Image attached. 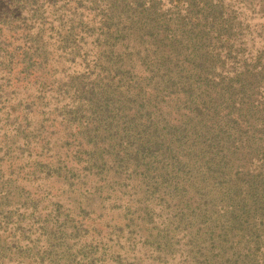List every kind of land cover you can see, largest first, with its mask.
Listing matches in <instances>:
<instances>
[{"label":"trees","instance_id":"1","mask_svg":"<svg viewBox=\"0 0 264 264\" xmlns=\"http://www.w3.org/2000/svg\"><path fill=\"white\" fill-rule=\"evenodd\" d=\"M0 264H264V0H0Z\"/></svg>","mask_w":264,"mask_h":264},{"label":"rangeland","instance_id":"2","mask_svg":"<svg viewBox=\"0 0 264 264\" xmlns=\"http://www.w3.org/2000/svg\"><path fill=\"white\" fill-rule=\"evenodd\" d=\"M56 58V57H55ZM78 67V66H77ZM33 117L35 116V115H32ZM23 160H25V161H27V159H25L24 157H23ZM2 163H5V161H2Z\"/></svg>","mask_w":264,"mask_h":264}]
</instances>
